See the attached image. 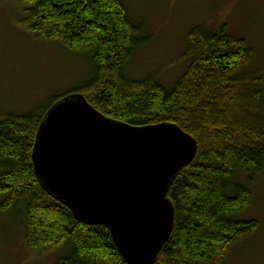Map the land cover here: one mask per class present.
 I'll return each instance as SVG.
<instances>
[{
    "label": "trees",
    "instance_id": "obj_1",
    "mask_svg": "<svg viewBox=\"0 0 264 264\" xmlns=\"http://www.w3.org/2000/svg\"><path fill=\"white\" fill-rule=\"evenodd\" d=\"M13 1L30 33L89 66L68 91L0 119V210L23 219L28 249L61 252L56 264H127L110 232L79 222L35 172L33 149L46 115L82 95L108 119L174 124L193 137L198 153L170 187L175 227L156 264H228L260 228L239 217L253 206L251 187L264 174V74L250 71L255 52L247 40L225 27L192 31L185 71L167 87L154 75L128 76L152 39L122 0Z\"/></svg>",
    "mask_w": 264,
    "mask_h": 264
},
{
    "label": "water",
    "instance_id": "obj_2",
    "mask_svg": "<svg viewBox=\"0 0 264 264\" xmlns=\"http://www.w3.org/2000/svg\"><path fill=\"white\" fill-rule=\"evenodd\" d=\"M197 153L174 124L133 127L74 95L46 115L32 159L49 195L79 222L106 228L127 264H156L175 227L170 187Z\"/></svg>",
    "mask_w": 264,
    "mask_h": 264
},
{
    "label": "rangeland",
    "instance_id": "obj_3",
    "mask_svg": "<svg viewBox=\"0 0 264 264\" xmlns=\"http://www.w3.org/2000/svg\"><path fill=\"white\" fill-rule=\"evenodd\" d=\"M131 18L144 25L151 43L136 53L128 76H157L171 87L187 63L189 35L205 28L224 27L254 49L253 73L264 74V0H122ZM21 8L0 0V119L31 111L55 93H64L87 74L83 60L39 40L21 23ZM253 206L240 220L260 223L257 233L239 245L228 264H264V174L251 187ZM242 217V218H241ZM24 222L16 213L0 210V264H56L62 253H34L23 235Z\"/></svg>",
    "mask_w": 264,
    "mask_h": 264
}]
</instances>
